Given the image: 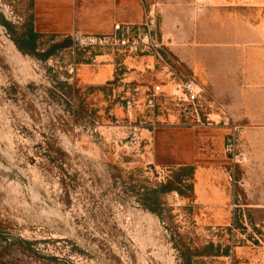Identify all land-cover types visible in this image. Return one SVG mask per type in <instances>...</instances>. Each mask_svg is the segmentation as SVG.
I'll use <instances>...</instances> for the list:
<instances>
[{
	"label": "rangeland",
	"instance_id": "1",
	"mask_svg": "<svg viewBox=\"0 0 264 264\" xmlns=\"http://www.w3.org/2000/svg\"><path fill=\"white\" fill-rule=\"evenodd\" d=\"M142 1L174 71L144 55L148 79L194 78L196 113L144 104L128 116L122 67L87 86L69 67L93 53L66 37L39 36L35 53L23 52L34 0H0L13 27L0 24V264H264V25L257 34L243 12L233 46L234 26L206 0ZM181 166L194 168L192 191L161 195L159 214L145 209L143 195Z\"/></svg>",
	"mask_w": 264,
	"mask_h": 264
},
{
	"label": "crops",
	"instance_id": "2",
	"mask_svg": "<svg viewBox=\"0 0 264 264\" xmlns=\"http://www.w3.org/2000/svg\"><path fill=\"white\" fill-rule=\"evenodd\" d=\"M204 7L220 10L225 21L229 20L234 26L232 42L239 41L243 21L259 34L260 27L264 25V0H206ZM254 13L253 18L243 20L242 13ZM33 30L39 36H54L69 38L74 33L83 35H106L113 31L116 24L138 26L142 24L144 7L142 0H34ZM228 22V21H227ZM252 32V31H251ZM171 52L181 55L179 37L171 36ZM189 52H194L199 46L196 37L188 38ZM194 56V55H193ZM87 63L76 65V76L80 82L87 86H104L114 81L117 71L124 70L117 79L122 85L132 84L137 91L138 104L145 100L148 87L155 85L148 79L154 65L152 57L124 56L109 51H98L85 60ZM194 72L199 76H206L200 67L194 63ZM165 73V72H164ZM167 77V76H166ZM162 82V101L165 105L172 102L173 83ZM141 113L140 106L135 107ZM132 110H127L128 116ZM135 113V112H134ZM148 113H150L148 111Z\"/></svg>",
	"mask_w": 264,
	"mask_h": 264
},
{
	"label": "built area",
	"instance_id": "3",
	"mask_svg": "<svg viewBox=\"0 0 264 264\" xmlns=\"http://www.w3.org/2000/svg\"><path fill=\"white\" fill-rule=\"evenodd\" d=\"M72 43L73 49L80 48L88 51V54L98 51H109L115 54L124 56H154L157 62L164 66V71H167V76H174V71L171 66L166 63L163 50L165 44L168 42L167 39L158 38L156 34V16L153 8L144 11V17L141 25L131 26L126 24H116L113 31L106 35H83L74 33L69 37ZM76 65L69 67L70 72H74ZM166 73V72H165ZM170 82L173 83L172 102L169 103L173 106L185 107V111L196 113V108L200 103V96L202 89L197 84L194 78H190L184 82L176 83L174 79ZM162 85H153L148 87L145 92V100L142 104H138L136 98L137 91L132 88L130 97L126 102L127 110H132L138 106H144V109L149 111L150 114H155L156 111L165 110L168 107L162 101ZM186 115V113H184ZM187 116V115H186ZM212 120L209 116L205 117L202 126H212ZM199 123V121H198ZM130 129V146L137 148L140 146L141 134L137 126L129 125Z\"/></svg>",
	"mask_w": 264,
	"mask_h": 264
},
{
	"label": "trees",
	"instance_id": "4",
	"mask_svg": "<svg viewBox=\"0 0 264 264\" xmlns=\"http://www.w3.org/2000/svg\"><path fill=\"white\" fill-rule=\"evenodd\" d=\"M0 24L10 33H13V27L8 24L3 18L0 17ZM25 34L23 35V52H27L33 55L36 51V40L39 37L37 33L34 32L32 26V20L25 26ZM69 41V38H66ZM50 52L47 54L49 55ZM194 175V168L192 166H181L173 170L172 176L166 183L160 184L156 189L147 191L142 197L141 203L143 207L152 213L159 214V210L162 209L164 204L161 201V195L169 194L171 192H177L179 195L183 196L185 191H192V180Z\"/></svg>",
	"mask_w": 264,
	"mask_h": 264
}]
</instances>
